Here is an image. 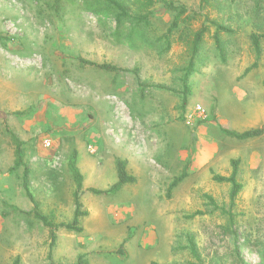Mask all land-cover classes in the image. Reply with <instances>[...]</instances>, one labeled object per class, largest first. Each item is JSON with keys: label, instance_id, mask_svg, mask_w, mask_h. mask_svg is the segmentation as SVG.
Listing matches in <instances>:
<instances>
[{"label": "rangeland", "instance_id": "1", "mask_svg": "<svg viewBox=\"0 0 264 264\" xmlns=\"http://www.w3.org/2000/svg\"><path fill=\"white\" fill-rule=\"evenodd\" d=\"M168 1L200 13L191 29L205 13L233 29L220 32L222 58L214 26L205 33L185 103V46L157 52L174 15L161 2L143 28L116 24L104 1L0 0V264H76L80 255L86 264H264V133L237 140L225 132L264 123V38L245 72L256 59L251 35L264 34V0ZM8 131L23 142L19 167ZM71 156L88 211L81 232L58 227L73 217ZM118 159L135 181L92 193L117 180ZM232 159L242 188L230 206L229 185L213 175H228Z\"/></svg>", "mask_w": 264, "mask_h": 264}, {"label": "trees", "instance_id": "2", "mask_svg": "<svg viewBox=\"0 0 264 264\" xmlns=\"http://www.w3.org/2000/svg\"><path fill=\"white\" fill-rule=\"evenodd\" d=\"M97 1H104L107 4L111 5L115 9V22L116 24L120 25L126 22H129L133 25V27L141 26L143 28H147L150 26V16L152 14V8L157 2H161L166 8L170 9L174 12L173 18L166 30L165 33L158 37L159 45H157L158 53H164L169 51L171 48V44L173 41L181 42L188 53V59L186 65L183 67V76H182V100L185 103L186 96L190 92V85H189V76L195 70V64L198 60V55L200 52V48L204 41L205 33L208 32L210 26H214V32L212 33V37L214 39L216 50L218 51L219 56L222 58L221 54V39H220V32L224 33H232L233 29L226 27L225 25L219 23L216 19H209L207 13H205L203 22L198 29H191V24L193 21L202 17L200 13H187V8L184 5H176L171 1L168 0H130V4H126L121 0H97ZM213 4L212 0H200V7H211ZM208 21V23H206ZM184 27L190 28L188 32H185ZM182 28V31L179 35L174 37L172 34L174 31L179 30ZM264 38V34H255L251 35V42L253 45V49L255 51L256 59L252 63L251 66L245 69V72L249 71L251 68L257 66V61L260 57V40ZM83 64H89L96 68L102 69L106 72L113 73L117 75L119 72L123 71L120 67H117L110 63H95L88 60H81ZM0 115H3V112L0 109ZM231 137L237 140H246L254 137H258L264 133V123L260 127L244 130L241 132H237L234 130H226L225 131ZM11 141L14 145V166L19 167L22 165V154L21 148L23 142L17 138V136L8 131ZM73 152L72 155H74ZM231 163V171L228 175H220L214 174L213 179L218 182H225L229 185V205L232 206L234 203L235 198L237 197L238 193L242 188V183L238 179V164L239 159H232ZM116 167H117V180L105 190H97L94 188H90L89 190L94 194H113L119 191L126 183H133L135 181V177L129 174L126 170L125 161L122 159L116 160ZM68 168L72 174L73 180L75 182V189L73 191V203H74V211L73 217L70 222H61L58 224V227L64 228L66 230L74 231V232H81L82 225L81 221L88 215V211L83 208V204L80 201V193H81V186H82V174L79 172L75 165L74 158L71 156L68 160ZM27 175H28V168L24 167L23 177H22V186L30 198L31 201H34L31 193L28 189L27 185ZM186 172L183 171L178 176L174 177L171 183L168 186V192H170L173 188H175L185 177ZM209 202L213 205L214 208L219 209L221 213L227 214L230 218L233 217L230 208L229 210H225L224 207L218 206L215 201L210 197L207 196ZM200 211L197 212L199 214ZM35 215L40 218L44 223H46V219L44 216H41L39 213H35ZM48 224V223H46ZM50 237L54 241L55 234L53 231H50ZM188 249L190 254L198 259V250L194 241V236L188 234L186 236ZM17 263V261H16ZM76 264H86V260L83 258V255L78 257Z\"/></svg>", "mask_w": 264, "mask_h": 264}, {"label": "built area", "instance_id": "3", "mask_svg": "<svg viewBox=\"0 0 264 264\" xmlns=\"http://www.w3.org/2000/svg\"><path fill=\"white\" fill-rule=\"evenodd\" d=\"M197 110H199L198 112H201L199 106L197 107ZM43 145H44V146H49V145H50V142H49L48 140H44V141H43Z\"/></svg>", "mask_w": 264, "mask_h": 264}]
</instances>
